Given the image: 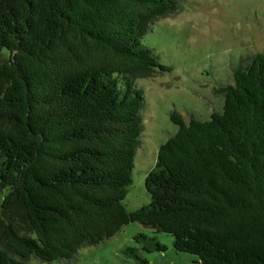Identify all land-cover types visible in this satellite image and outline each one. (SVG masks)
<instances>
[{
  "label": "trees",
  "instance_id": "16d2710c",
  "mask_svg": "<svg viewBox=\"0 0 264 264\" xmlns=\"http://www.w3.org/2000/svg\"><path fill=\"white\" fill-rule=\"evenodd\" d=\"M181 3L0 0V264L71 263L135 221L201 264H264V52L234 68L221 110L170 113L150 202H124L143 131L136 78L167 68L144 37ZM134 238L124 254L141 262L166 249Z\"/></svg>",
  "mask_w": 264,
  "mask_h": 264
},
{
  "label": "rangeland",
  "instance_id": "374dc122",
  "mask_svg": "<svg viewBox=\"0 0 264 264\" xmlns=\"http://www.w3.org/2000/svg\"><path fill=\"white\" fill-rule=\"evenodd\" d=\"M144 42L167 68L136 78L145 92V104L133 183L124 201L129 209L150 202L146 175L157 161L160 145L177 130L170 113H180L188 120L192 115L208 118L221 110L223 90L234 82V68L264 52V0H182L177 12L153 24ZM7 56L3 49L0 59ZM3 199L0 190L1 219ZM3 226L0 221V245L5 246ZM138 232L156 235L166 249L144 252L145 263L127 257L124 248L137 245L134 235ZM26 260L30 264H201L198 255L176 250L171 234L153 232L137 221L110 238L81 247L71 263L44 261L35 255Z\"/></svg>",
  "mask_w": 264,
  "mask_h": 264
}]
</instances>
